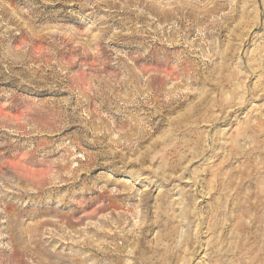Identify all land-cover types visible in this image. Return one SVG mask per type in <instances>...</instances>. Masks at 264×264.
Here are the masks:
<instances>
[{
  "label": "rangeland",
  "instance_id": "obj_1",
  "mask_svg": "<svg viewBox=\"0 0 264 264\" xmlns=\"http://www.w3.org/2000/svg\"><path fill=\"white\" fill-rule=\"evenodd\" d=\"M0 264H264V0H0Z\"/></svg>",
  "mask_w": 264,
  "mask_h": 264
},
{
  "label": "bare ground",
  "instance_id": "obj_2",
  "mask_svg": "<svg viewBox=\"0 0 264 264\" xmlns=\"http://www.w3.org/2000/svg\"><path fill=\"white\" fill-rule=\"evenodd\" d=\"M218 8V5L217 4H215L212 8H210V9H208L207 10V13H205V15H208L210 12H214L216 9ZM204 15V16H205ZM207 17V16H206ZM210 17V16H209ZM222 30V29H221ZM221 36V35H220ZM171 101V100H170ZM173 104H174V102H173ZM160 116V115H159ZM259 174V173H258ZM258 178V177H257ZM256 184L257 185H259L258 184V181H256ZM256 185V186H257ZM257 188H258V186H257ZM255 189V188H254ZM262 192L260 191V189H259V192H258V194H261ZM253 203V202H252ZM255 205H257L256 203H255ZM257 208V207H256ZM256 212V211H255ZM253 213V212H252ZM263 216V215H262ZM252 231V230H251ZM185 240V239H184ZM210 245V244H209Z\"/></svg>",
  "mask_w": 264,
  "mask_h": 264
}]
</instances>
